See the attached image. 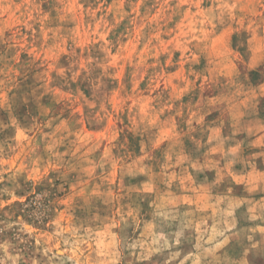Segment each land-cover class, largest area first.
Instances as JSON below:
<instances>
[{
	"label": "rangeland",
	"instance_id": "1",
	"mask_svg": "<svg viewBox=\"0 0 264 264\" xmlns=\"http://www.w3.org/2000/svg\"><path fill=\"white\" fill-rule=\"evenodd\" d=\"M0 264H264V0H0Z\"/></svg>",
	"mask_w": 264,
	"mask_h": 264
}]
</instances>
